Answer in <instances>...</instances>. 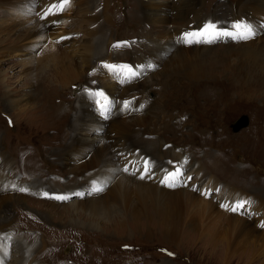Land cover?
<instances>
[{"label": "rangeland", "instance_id": "1", "mask_svg": "<svg viewBox=\"0 0 264 264\" xmlns=\"http://www.w3.org/2000/svg\"><path fill=\"white\" fill-rule=\"evenodd\" d=\"M47 1L38 0L39 3L34 6L24 4L27 6L21 9L26 11L18 8L20 15L15 17L19 22L34 19L38 14L35 11H39L40 6ZM73 1L74 4L67 7L68 10L75 9L74 6L82 0ZM86 1L93 3L91 6L97 5L96 11L103 10L105 0ZM138 1L106 0L107 22L104 17H100L98 22L84 28L86 32L97 29L95 40L102 38L103 45L100 48L107 58L92 60V64L88 66L84 61L80 62L83 57L89 56L90 39L82 31L71 28L70 23H79L80 19L70 16V11H67L63 19V32L58 31L56 38L20 42L18 47H15L16 50H8L10 54L2 59L1 74L5 79L0 83V160L1 156L6 155L9 165L0 163V243H3L6 253L12 254L14 247L11 248L9 240L4 237L10 236L20 241L28 252L23 264H264V256L258 255L257 249L249 241L230 249L229 252L225 251L226 225H216L217 220H210V217L201 211L198 203L186 202L183 199H179L175 211L168 212L155 206V203L143 202L137 197L123 201L117 194V201L108 200L96 213L97 216L82 207L76 215L65 213V209L72 203L82 206L107 199L113 190L112 184L103 179L107 185L103 191L84 196L74 195L89 193L93 185V182L89 181L86 183L89 189H76L74 177L85 183L77 176L81 159H67V156L57 149L65 144V151L70 150L73 136L78 132L72 123L74 112L67 114L61 126L55 124L51 118L46 121L49 115L53 117L47 107L52 110V105L56 104L62 113L69 106L73 110L77 105V96L83 92L90 110L97 119L96 126L89 125L82 133L83 141L90 140L85 146V152L94 155L97 151V148H89L91 140L95 145L106 143L116 151L110 161L119 165L120 171H123L124 161L130 155L127 151L132 148L121 150L124 141L119 142L120 146L115 145L116 134L110 121L124 117L127 111L130 114L134 112L133 114L144 115L150 105L147 115H151H148L147 123L141 128L143 133L133 140L135 147L145 151L143 146L147 143L146 139L151 138L160 144L161 150L159 148L155 156L166 157L163 162H174L173 154L184 156L182 159L178 158L183 167L180 175L169 176V183H182L185 189L181 187L165 191L170 195L189 193L198 200L211 203L215 211L221 213L223 212L217 201L220 195L218 196L215 190L220 188L238 192L241 194V200L247 202L245 207L240 209L241 213H247V219L243 218L251 228L264 236V227H258L257 224L262 220L261 224H264V53L256 50L260 49L261 42L264 43V10L249 5L251 0H248V4L245 0H190L196 3V10H202L204 15H210L220 22H226L228 17L236 16V23H240L242 17L237 18L241 14L236 12L238 9L244 12L248 8L251 12L261 14L257 18V34L249 40L223 36L213 43H187V46L196 45L194 48L175 46L169 38L171 50H162L154 59L142 60L140 47L146 42L142 30H148L149 26L131 20L133 14L140 15L130 5ZM171 1L152 0L153 5L147 10L148 14L155 10L156 14L163 16L161 26L166 28L169 23L168 29L174 28L170 24L177 19L168 4ZM143 18H146L144 11ZM236 23L228 26L215 24L216 29L209 30L203 37L190 36L187 40L208 39L217 30L235 34L242 31L233 27ZM204 25L195 26L193 23L190 32L197 33ZM67 31L69 35H66ZM60 36L67 39L61 40ZM109 36L111 38L106 41ZM117 42H126L123 46L125 55L120 56V52L109 57L108 53ZM153 46L158 47L154 43ZM247 46L252 47V50L246 49ZM230 48H236V51H228ZM262 48L264 49V46ZM177 52L183 57L175 62L174 53ZM123 57H129L130 61L126 63L138 73L137 80L129 79L127 75L123 82L118 84V77L109 73H115V69H103L101 66L102 69L97 72L93 70L99 67L104 58L107 59V64L114 65ZM105 60L102 63L106 62ZM45 62L49 66L52 65L54 74L48 73V79L53 78L52 82L56 85L54 89L51 88L54 86L50 85L52 83L44 81L40 84L41 79L36 78L40 70L37 66L45 65ZM148 65L152 67H147ZM154 74L162 80L160 86H153V90L157 91L149 94L152 98L148 93V99L138 95L139 98L132 102L127 110L122 111H116L113 104L114 108L109 111L107 119L100 114L102 109L108 107L113 99L118 101L120 95L113 96L98 87L106 93L103 97L110 103L92 100L89 96V93L95 92L92 89L96 88V82L105 83L102 82L104 80L119 90L133 89ZM126 82L131 84L126 85ZM38 86L42 91L39 95ZM59 92H63L61 97L64 94L67 97L61 100ZM161 92L163 95L159 97ZM12 99L14 102L10 105ZM132 104L134 107H131ZM139 104L145 107L140 109ZM240 115L248 118V125L233 133L230 123ZM130 125L134 131L139 128L132 122ZM64 135L65 141H61ZM134 154L136 158L141 159L138 149ZM56 158L60 160V165ZM146 161L150 162L148 176H151L155 159L147 156ZM133 162L136 163L135 160ZM136 165V170L143 172L144 164ZM198 165L208 173V176L205 173L203 176L207 178V186L211 189L204 198L196 189L201 171L197 168ZM128 166V173H131ZM176 166L177 163H174L172 168ZM187 170L192 173L187 175ZM97 173L92 171L87 175L97 177L93 178L96 182L99 178ZM210 175L214 176V179ZM72 179L73 181H70ZM160 185L166 186L165 183ZM188 187L196 190L203 199L192 190H187ZM58 195L67 196L69 199L58 200L55 198ZM249 198L253 199L250 203L253 202L254 206L249 203ZM257 202L260 205H257ZM4 258L5 256L0 255V260Z\"/></svg>", "mask_w": 264, "mask_h": 264}, {"label": "bare ground", "instance_id": "2", "mask_svg": "<svg viewBox=\"0 0 264 264\" xmlns=\"http://www.w3.org/2000/svg\"><path fill=\"white\" fill-rule=\"evenodd\" d=\"M151 1L152 0H139L136 3L130 4L131 7L133 8V10L140 14L139 16H137L136 14H133L131 16L132 22L136 21L137 24H141V25L144 24V25L149 26L148 30H145V31L142 30V33H144V37L146 39V42L142 43V45L140 47L141 48L140 58L142 57V60L154 59V57H156L162 53V50H165V49L171 50L172 45L168 43L169 38L172 39V44H174L175 46H187V43L181 42V40H182V38L185 40L190 39V36L185 37L184 34L185 33H191L190 29L192 28L193 23L195 24V26L200 25V24H207L209 22H213L214 24L222 23L223 25L228 26V25H231L232 23H236L238 21L237 19H235L236 16H234L232 18L228 17L229 19H227L226 22H220V21H217L215 18H212L210 15H204L202 13V10H200V11H199V9L196 10L197 9L196 3H192L191 2L192 0L191 1L190 0H172L168 4L173 9L171 11H174V14L176 15L177 19L174 23L170 24L171 27H174L173 29L170 27L168 29L167 25H169V23L166 25V28L168 29L167 30L166 28L161 26V24L164 21L163 16H161L160 14H156L155 10L152 11L151 14L147 13V10L153 5ZM37 2H38V0H0V83L1 82L3 83L4 79H5V76L1 74V68H2L1 61H2V59L4 57H7L8 53L10 54V52H13L14 50H16L15 47L16 46L18 47L20 42L29 41V40H37V39H49L51 37L56 38L57 37L56 33L58 31H61L64 27L63 19L65 17V14L67 13V11H70V13H71L70 16H72V17L74 16L76 19H80L79 23H75V24L70 23L71 28L78 29V31H82L84 33V35L89 36V39H90L89 56H87L88 58L86 56L83 57L82 58L83 60H81L80 62L84 61L85 62L84 64L88 66V65L92 64V60H98V59H101L103 57H105V58L108 57V56H106V53H103L102 49L100 48L103 45L102 38L100 37V40H95V38H96L95 35L98 33L97 29H94L91 32L84 31V28H86L88 25H93L96 22H98L100 17H104L105 22H107L108 18L106 15L107 14L106 13V0H105V3H103V5H104L103 10L100 12L95 10V9H97V8H95L97 5L91 6V5H93V3L88 2L86 0H82L80 3L78 2V4L74 6L75 9L71 8L70 10H68L67 7L70 4H74L73 0H69V2L63 6V10H61V0H48V4H47L48 6H47L45 12H43V14L40 16V18L35 17L34 19H30V20H26V21L24 20V22H22V21L19 22L18 18L15 17L16 15H20L18 13V8H20L21 11H26L25 9H21L24 6H27L24 4L29 3L30 6L32 4L34 6ZM245 3L248 4V0H245ZM249 5L255 6L259 10H264V0H251ZM49 11H51V13H53V14L47 16L46 19H41V17L44 16L45 13L49 12ZM143 11L145 12L146 18H143ZM236 12L241 13L237 17V18L242 17L240 20L241 21L240 24L243 23L245 25L252 26L253 30L257 34V28H256V26L258 24L257 18L261 14L256 13L254 11L251 12L248 8L244 12H242V10H240V9L236 10ZM87 14H90V15L86 16ZM170 29H172V30L170 31ZM70 31H73V30H70ZM61 32H63V30ZM64 33H65V31H64ZM66 33H67L66 35H69V31H67ZM75 35L77 36L78 34L76 33ZM61 36H62V34H61ZM63 36H64V34H63ZM110 38H111L110 36L107 37L106 41H108ZM39 41H41V40H39ZM106 41H105V43H106ZM153 43L155 45H157L158 47L153 46ZM33 44H34V42H33ZM161 45L163 48L161 47ZM166 46H168V47L166 48ZM195 46L196 45H191V46H187V47L194 48ZM259 46H260V49H256V50L264 53V49L262 48L264 46V43L261 42L259 44ZM80 47H81V45H80ZM245 48L250 50V51L252 50V47H250V46H247ZM235 49L236 48H230V49H228V51H230V50L236 51ZM8 50L10 52H8ZM77 50H78V48H77ZM106 51H107V49H106ZM21 52H23V51H21ZM71 52H72V50H71ZM28 53H30V51H28ZM116 53H120V52L116 50L113 52V55ZM125 53L126 52H122L120 54V56H124ZM81 54H83V53H81ZM108 54L110 57L111 53H108ZM63 55H65V54H63ZM174 56H175V58H174L175 62L180 61V59L183 57L178 52L174 53ZM105 58L103 60H105ZM121 61H125V62H121ZM126 61L129 62V57H125V58L123 57L122 59H119L118 63H116L114 65L120 66V67L113 68L116 70V72L114 73L113 71H109V73L115 74L118 77L117 80L119 82H116L118 84L122 83L123 79H125L127 77V75H129L127 73V68L123 67L125 65L128 66ZM68 62H70V61L68 60ZM35 63H37V61ZM46 64L45 65L41 64V65L37 66V68L40 70H39V74H37V75L35 74V75H36V78L41 79L40 84L44 81H46V82L48 81V83H52L50 85H54L51 87L52 89H54V88H56V85L52 82L53 78L51 80H50V78L48 79V73L54 74V71H53V68L51 67L52 65L49 66L48 63H46ZM103 64H107V61L104 63H101L99 69H102L101 66ZM65 65H66V63H65ZM82 65H83V63H82ZM110 65H113V63H110ZM56 69H57V67H56ZM84 69H85V67H84ZM87 69L88 68H86V71H87ZM103 69H104V67H103ZM161 80H162V78L160 76L158 77V76H155V74H154L152 77H149L146 80H144V83H142L141 85L138 84L139 87H137V88L134 87L133 89L119 90L115 85L108 84L104 80H102V82H105V83L96 82L97 83L96 87L103 88L105 91H107L109 94H111L113 96L114 95H120L118 98V101L113 99L114 101H116V103L112 100V104H114L115 108L117 110H119L120 105L123 106L125 101H128L129 105H130L132 102H134L135 100H137L139 98L138 95H141L142 98L148 99V97H147V93H148V96L150 98H152L149 94L157 91V89L153 90L155 88V87L153 88V86H160L159 83ZM69 82H70V80H69ZM213 84H215V83H213ZM211 86H214V85L211 84ZM37 89H38V95H39V93L41 91V87L38 86ZM56 90H58V87ZM220 90L222 91V88ZM224 90H225V88H224ZM94 93H96V92H94ZM97 93H102V95H95L97 97V100H99L100 96H101V99H103V96L106 94L103 90H99V89H98ZM56 94H57V92H56ZM62 94H63V92H59L58 93L59 97H61ZM64 95L61 97V100L63 97H65ZM162 95H163V92L159 93V97ZM37 98H39V97L37 96ZM13 102L14 101L12 99V100H10L9 104L12 105ZM143 103H144V101H143ZM76 104L77 105L74 107L73 110H72V107L69 106V108L67 110H65V111L63 110L64 111L63 113L58 110V106L56 104L52 105V107H51L52 110H50V108L47 107L49 114L52 112L51 115L53 117H50V115H49V118L46 117L47 118L46 121L48 122V120L51 118V120L53 122H55V124H58L59 126L64 124V121H65L67 114L69 112H74V114L72 116V119L74 121L72 123L74 124V127H75L76 131L78 130V132H77V134H75L73 136V142L71 144L70 150H69V152L65 151V144H63L62 146H58L57 149L59 150V152L61 154H64L65 157L67 156V159H70L72 157H76L78 160L81 159L80 160L81 162H79V165L81 163V168H80V171L77 173V176L82 178L85 181V183L83 184L81 179L74 177L76 180L74 182V184L76 185V186L74 185L76 189H78V190H82V188H85V189L88 188L89 189V186L86 185V183L89 181L95 182V180L93 178H97V177H90L87 174L92 172V171H93V173L95 171H97L98 172L97 176L99 178L96 182H100V181L105 182L104 180H106L108 183L112 184L113 190L109 193L107 199H102L100 201L90 203L88 205H82V206H80L79 203H72L68 209H65V213H72V214L76 215L78 213V210H80V208L82 207V208L89 209L91 214L94 216V215H96V213L99 210H101L102 206H104L106 203H108V200L117 201L116 200L117 194H119V196L121 197V199H123V201H129L132 197H137L143 202H150L152 204L155 203V206H157L159 208H164L168 212L169 211L170 212L175 211L178 207L179 199H183L186 202L198 203L200 205L201 211L204 214H206V216L210 217V220H213V219L217 220V221H215L216 225H221V224L226 225L227 237L225 239V248H226L225 251L229 252L230 249H232L234 247L237 248L240 245L242 246L243 242L249 241V243L254 248L257 249L258 255L264 256V236L257 233L253 228H251L249 226V223L245 220V218L247 219V217H246L247 213L245 211L244 212L242 211V213H241L240 212L241 208H238L236 212L230 211L231 205H233L235 202L242 201L241 197H240V195H241L240 193L233 192L231 190H226V189L220 190V188L217 189L218 191L215 190L217 195L218 196L220 195V197L217 199V201H218V206L222 209L223 213H221L219 211H215V209L211 203H206L203 200H198V199L194 198L193 195H191L189 193L183 192V193H179V194L174 193V195H170L167 191H165V190H173L175 188H181V187L184 188V185L182 183H175L176 186H174V187H168V186L163 187L160 185L162 179L165 181L166 177H167V180L165 181V184L167 185V183H169V176H171L169 174L170 173H176L177 171L180 172V170H182L183 167L179 163H177L176 168H172L173 164L170 165V163L163 162V158H166V157L155 156L156 155L155 153H158V149L160 148V150H161V146L154 139H151V138L146 139L147 143L143 146L145 148V151L140 147H135L133 140L138 138L139 134L143 133V130L141 128L147 123V119H149V117H148L149 114L147 115V112L151 108V106L149 105L150 102L147 103L149 105V108L144 112V115H141L142 113L141 114H139V113L133 114L134 112L131 113V114H133V115H131L127 111L125 113L124 117H120V118L118 117L112 121L109 120L111 122L110 124L113 125L114 132L116 134L115 145H119L120 141H124L125 143L121 144V147H120L121 150H124V149L126 150L127 147H128L127 149L132 148L131 151L126 150L127 153H129L130 155L127 156L126 161H124V164H123L124 168L129 165L128 167L131 168V173H128V172L125 173L124 171H120L119 165L112 164V162L110 161V158H111V156H113L112 154L116 151H115V148L109 147L106 143H101L100 145H95V143H93V141L91 140V142L89 143V148L90 149L91 148H97V151L94 153V155H89L87 152H85V146L90 140L87 139L86 141H83L81 139L83 137L82 133L88 129L87 127L89 125L96 126L97 119L94 116V112L90 110L89 102H87V100L84 98L83 92H81L77 96ZM58 105H60V104H58ZM44 107L46 108V106H44ZM131 107H134V105ZM144 107H145V105H144ZM45 108H44V111L46 110ZM47 110H46V112H47ZM131 112H132V110H131ZM47 114H48V112H47ZM114 116H115V114H114ZM100 119L102 120V118H100ZM131 122L134 123V125L136 127H139L138 130L134 131L131 129V125H130ZM259 131H260V129H259ZM61 135H62V133H61ZM60 140L65 141V135ZM60 140H59V142H60ZM136 149H138V154H141V159L136 158V156L134 154ZM139 149H140V151H139ZM146 152L148 154H146ZM73 154H75L76 156ZM82 155H84V156L82 157ZM4 156H5V159H3ZM4 156H1L0 163H3L4 165H9L8 157L6 155H4ZM147 156L148 157L150 156V157H152V159H155V164L152 166V169H151L152 170V174L150 176L151 178L146 177L145 179H140L139 176H140L141 172H138V169L136 170V168H137L136 164H138V165L144 164L143 162L146 161ZM172 156L174 158L173 160H175V161H178V158L182 159L184 157V156H180V155L178 156V155H174V154ZM85 157L88 159L87 161L85 160L86 159ZM50 158H52V157L50 156ZM56 159H57L56 162L58 163V165H60V160L58 158H56ZM133 160H135L136 163L133 162ZM197 168H200L201 171L199 172V175H198L199 181H197L196 185L198 186V188H196V189L199 190L200 194L203 195V198H204V196H206L208 194V192H210V190H211L207 186V180H206L207 178L206 177L204 178V176H203V173H205L207 176H208V173L206 172L205 169H203L200 166ZM132 173H136V174L133 175ZM189 173H192V171L187 170V175ZM200 175H201V177H200ZM210 176L214 179V176H212V175H210ZM170 178H172V177H170ZM0 181H1V179H0ZM70 181H73V179ZM188 188L189 189H187V190H192L201 199H203L201 197V195H199L198 192H196V190H193V188H191V187H188ZM71 192H74V191H71ZM1 193L2 192L0 191V195H1ZM249 199H250V201H249V203H250L253 199H251V198H249ZM221 204H227V205H229V208L228 209L222 208L220 206ZM250 204L253 205V202ZM256 204L260 205V203L258 204V202ZM262 209H263V207H262ZM239 214H241V215H239ZM243 217H245V218H243ZM260 218H261V216H260ZM261 222L257 223L258 227H261V225H264L263 223L261 224ZM261 228H263V227H261ZM4 239L9 240V242L11 244V248L14 247V250L12 249V252H13L12 254L6 253V249L3 247V243H0V249H1L0 255L5 256L4 259L0 260V264H23V263H25L26 254L28 252L23 248V244H21V242L18 240L16 241L15 239H13L10 236H5Z\"/></svg>", "mask_w": 264, "mask_h": 264}, {"label": "snow or ice", "instance_id": "3", "mask_svg": "<svg viewBox=\"0 0 264 264\" xmlns=\"http://www.w3.org/2000/svg\"><path fill=\"white\" fill-rule=\"evenodd\" d=\"M68 2H69V0H61V10H63V6L65 4H67ZM52 14L53 13H51V11L46 12L45 15L41 17V19H46L47 16L52 15ZM233 27L235 29H237V30H241L242 29V31H237L234 34L233 32H229V31H219V30H217L208 39H203L202 38L200 40L193 41V40H185V39L182 38L181 42H185V43H193V42L213 43V42H215L216 39H218L220 37H223V36L231 37V38L236 39V40H249V39H252L256 35L255 31L252 29L251 26L242 25L240 23H236ZM214 29H216V25L213 22H209V23L205 24L203 26V28L201 30H199V32H197V33H185L184 36L185 37H189V36L200 35L201 37H203V35L205 33L209 32V30H214ZM63 39H66V37H61V40H63ZM125 44H126V42H117L112 47L114 49H117V48H120V47L124 46ZM102 66L104 68H108V69H113V68H116V67H120V66L110 65V64H103ZM123 67L127 68L128 72H129V79L130 78H136L138 76V73L135 70H133L131 67L126 66V65L123 66ZM147 67H152V66L148 65ZM89 94L90 95H102V93H89ZM139 107H140V109H142L144 107V105H140ZM128 108H129V102L125 101L124 104H123V109L127 110ZM109 111H110V109L107 106H105L102 109L100 114L102 116H104L105 119H107ZM143 163H144V170H143V172L140 173L139 178L140 179H145L146 177L147 178H151L150 176H148V173L150 171V168H149V163L150 162L149 161H144ZM123 171L124 172H128L129 169L127 167H125L123 169ZM132 174L135 175L136 173H132ZM169 175L178 176V175H180V173L177 171L176 173H170ZM189 179H191V178L189 177ZM166 180H167V177L165 178V181ZM165 181H161V183H165ZM106 186H107L106 182H93V185H92L89 193H74V195H76V196H84L86 194L90 195V194H93V193H99V192L103 191ZM166 186L174 187L176 185L174 183H167ZM20 191L23 192L25 190L24 189H20ZM45 195L47 196L48 194H45ZM55 198L58 199V200H67V199H69V197L64 196V195H58ZM246 203L247 202H244V201L235 202L233 205H231L230 211L236 212L238 208H244ZM220 206L222 208H226V209L229 208V205H227V204H221ZM261 227H264V225H261Z\"/></svg>", "mask_w": 264, "mask_h": 264}, {"label": "water", "instance_id": "4", "mask_svg": "<svg viewBox=\"0 0 264 264\" xmlns=\"http://www.w3.org/2000/svg\"><path fill=\"white\" fill-rule=\"evenodd\" d=\"M248 124V118L246 116H241L238 120L231 124L233 132H238L240 129L244 128Z\"/></svg>", "mask_w": 264, "mask_h": 264}]
</instances>
